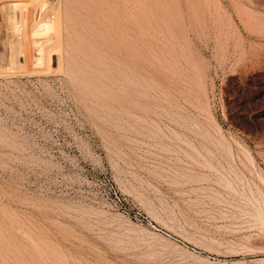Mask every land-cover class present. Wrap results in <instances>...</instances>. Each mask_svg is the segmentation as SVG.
I'll return each mask as SVG.
<instances>
[{"label":"rangeland","instance_id":"374dc122","mask_svg":"<svg viewBox=\"0 0 264 264\" xmlns=\"http://www.w3.org/2000/svg\"><path fill=\"white\" fill-rule=\"evenodd\" d=\"M0 264H264V0H0Z\"/></svg>","mask_w":264,"mask_h":264},{"label":"bare ground","instance_id":"6f19581e","mask_svg":"<svg viewBox=\"0 0 264 264\" xmlns=\"http://www.w3.org/2000/svg\"><path fill=\"white\" fill-rule=\"evenodd\" d=\"M28 5V4H27ZM46 19H43L40 21L39 25H37L36 27V30H34L31 34L34 35L33 37H36L39 33L43 32L42 34H46V30H50V29H53L55 27H59V21L58 20H54V19H50L49 17H45ZM58 19V18H57ZM58 29V28H55V30ZM45 32V33H44ZM42 34H39L42 36L43 38V35ZM31 35V36H32ZM38 35V36H39ZM39 38V37H38ZM29 39V38H28ZM35 40V39H34ZM39 40V39H38ZM48 47V45L46 46ZM44 49V48H43ZM40 50H42L40 48ZM41 53V56H36V58L38 60H43V57H42V51L40 52ZM49 56V55H48ZM49 58H51L49 56ZM260 210V209H259ZM263 211V210H262ZM263 213V212H262Z\"/></svg>","mask_w":264,"mask_h":264}]
</instances>
